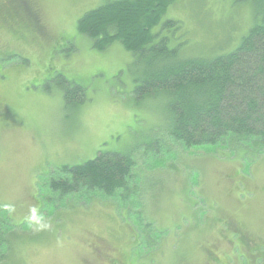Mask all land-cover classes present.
<instances>
[{"label":"rangeland","instance_id":"374dc122","mask_svg":"<svg viewBox=\"0 0 264 264\" xmlns=\"http://www.w3.org/2000/svg\"><path fill=\"white\" fill-rule=\"evenodd\" d=\"M106 1L0 0V264H264V148L170 140L168 98L135 91L146 68L77 29ZM261 2L177 0L153 40L176 59L231 52ZM59 75L83 97L64 104ZM106 152L135 160L123 197L41 187Z\"/></svg>","mask_w":264,"mask_h":264},{"label":"trees","instance_id":"16d2710c","mask_svg":"<svg viewBox=\"0 0 264 264\" xmlns=\"http://www.w3.org/2000/svg\"><path fill=\"white\" fill-rule=\"evenodd\" d=\"M177 0H108L85 12L78 20L80 33L92 38L103 50L114 41L133 53L134 63L144 66L137 93L164 94L169 100L172 122L168 137L184 149L225 144L233 148H264V0L259 23L250 28L238 46L210 58L176 59L166 38L153 40L151 29ZM174 21H166L170 27ZM64 104L83 97V88L71 86L58 76ZM250 144L252 146H250ZM135 160L127 154L98 153L93 159L62 166L44 187L64 197L97 190L123 197L132 177ZM126 196V194H125ZM9 227L0 210V257L10 250ZM3 243V244H2Z\"/></svg>","mask_w":264,"mask_h":264}]
</instances>
